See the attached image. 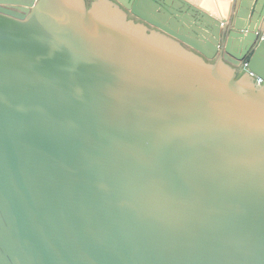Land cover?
<instances>
[{
    "label": "water",
    "instance_id": "95a60500",
    "mask_svg": "<svg viewBox=\"0 0 264 264\" xmlns=\"http://www.w3.org/2000/svg\"><path fill=\"white\" fill-rule=\"evenodd\" d=\"M228 1L0 0V264H264V0Z\"/></svg>",
    "mask_w": 264,
    "mask_h": 264
},
{
    "label": "crops",
    "instance_id": "0c3cea01",
    "mask_svg": "<svg viewBox=\"0 0 264 264\" xmlns=\"http://www.w3.org/2000/svg\"><path fill=\"white\" fill-rule=\"evenodd\" d=\"M191 1L200 4L202 7H205L210 12L216 15L219 13L225 15L229 2L228 0H191Z\"/></svg>",
    "mask_w": 264,
    "mask_h": 264
},
{
    "label": "rangeland",
    "instance_id": "374dc122",
    "mask_svg": "<svg viewBox=\"0 0 264 264\" xmlns=\"http://www.w3.org/2000/svg\"><path fill=\"white\" fill-rule=\"evenodd\" d=\"M128 18H129V19H131V20H133V21H135V22H137V21H138V20H136L134 17H132V16H131V15H129V14H128Z\"/></svg>",
    "mask_w": 264,
    "mask_h": 264
},
{
    "label": "bare ground",
    "instance_id": "6f19581e",
    "mask_svg": "<svg viewBox=\"0 0 264 264\" xmlns=\"http://www.w3.org/2000/svg\"><path fill=\"white\" fill-rule=\"evenodd\" d=\"M99 13H100V14H104V15H105V13L103 12V10H102V9H101V10H99ZM109 18H111V19H113V20H114V18H112V17H110V16H109Z\"/></svg>",
    "mask_w": 264,
    "mask_h": 264
},
{
    "label": "built area",
    "instance_id": "2783aa9c",
    "mask_svg": "<svg viewBox=\"0 0 264 264\" xmlns=\"http://www.w3.org/2000/svg\"><path fill=\"white\" fill-rule=\"evenodd\" d=\"M247 66V63H243V67H246ZM258 82H259V80H258Z\"/></svg>",
    "mask_w": 264,
    "mask_h": 264
}]
</instances>
